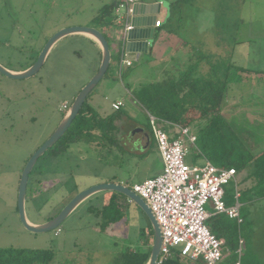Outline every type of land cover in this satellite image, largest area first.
Here are the masks:
<instances>
[{"label": "rangeland", "instance_id": "1", "mask_svg": "<svg viewBox=\"0 0 264 264\" xmlns=\"http://www.w3.org/2000/svg\"><path fill=\"white\" fill-rule=\"evenodd\" d=\"M113 1L0 0V63L9 69L25 68V57L37 59L47 38L49 40L58 31L77 26L99 28L108 39L112 60L88 103L99 105L97 110L103 114L111 112L113 101L121 99L125 104L122 110L146 130V114L132 94L140 84L161 81L169 72L173 74L177 68L183 69L187 61L185 50L195 48L222 64H235L264 74V0H152L162 2L163 11L169 7L174 13L166 32L161 35L157 32L151 43L154 45L157 40L164 46L159 52L157 46L153 51L159 54L158 59L144 55L132 67L124 68L121 75L117 39L109 37L104 27L113 25L114 17H103L102 13ZM125 14L126 11L121 10L120 17L124 18ZM101 56L102 51L90 42L79 35H70L55 44L43 68L34 77L17 81L0 75V248L52 249L57 256L52 264L69 259H81L84 261L81 264H112L127 247L145 249V239H139L148 221L133 202L126 209L125 219L106 230L101 229V219L89 211L91 206L103 207L109 194L83 202L55 231L31 233L19 217V184L28 160L57 130L68 112L63 111V105L71 108L80 91L96 75L102 63ZM239 79L234 84L230 101L233 106L241 100L247 104L251 102L253 109L249 111H257V115L254 114L255 119L246 117L244 108L236 106L233 109L232 105L227 111L232 110L236 117V127L246 129L240 135L257 152L253 144L256 136L264 139V113L259 112L264 110V80L255 74H241ZM128 123L122 133L126 141L128 134H134L135 126ZM193 149L190 148L186 157L190 165L194 164ZM125 153L122 151V160L109 148L83 142L70 145L57 164L59 168L72 171L64 188L43 185L34 190L31 186L35 175L31 176L26 201L28 219L34 224L46 223L55 213L56 205L72 189L80 193L120 177L128 180L125 182L128 187L138 183V177L144 176L149 163L135 162ZM51 162L49 158L40 159L35 172L41 168L43 175L39 176L47 178L46 170L52 166ZM234 186L231 182L226 189ZM241 204L246 221L251 223L246 243L255 245L256 253L264 257V199Z\"/></svg>", "mask_w": 264, "mask_h": 264}, {"label": "trees", "instance_id": "2", "mask_svg": "<svg viewBox=\"0 0 264 264\" xmlns=\"http://www.w3.org/2000/svg\"><path fill=\"white\" fill-rule=\"evenodd\" d=\"M118 5L119 0H115L105 7L102 11L103 17L113 19ZM173 16L174 13L171 11L160 30L168 29ZM185 53L187 61L183 69L177 68L175 73L161 81L141 84L132 94L134 101L147 116L151 114L169 125L174 124L190 129V132L197 137L196 147L193 149L194 164L210 162L220 169H236L237 186L226 189L227 205L234 204L236 189L240 193L242 203L264 199V152L254 154L241 137L239 126L236 127L238 124L229 122L222 114L223 106L231 95L234 84L241 80L239 79L241 74H255L263 80L264 74L238 67L235 64H222L195 48L186 50ZM90 98L91 95L88 100ZM88 100L67 133L42 159L59 160L66 155L70 145L81 142L109 149L116 147L121 150L119 134L123 133V119L127 114L119 110L103 117L88 103ZM189 114L193 117L188 118ZM147 131L152 134L149 121ZM38 163L31 174V176L35 175L31 187L35 183H42L37 179V174L43 173L40 171L41 168L35 172ZM77 194L79 192L72 189L63 197L56 205L55 213L48 217V221L55 218ZM108 194L110 196L107 199L102 198L103 207L91 206L89 208L91 213L101 219L102 230L111 228L114 224L124 220L126 209L131 204L129 199L120 193L107 192L102 195ZM241 215L244 219L242 225H238L235 220L225 215H216L207 221V226L219 239L225 240V253L227 254L225 264L237 260L236 250L239 247L240 238L244 240L242 264H264V257L256 253L255 245L246 243L250 236L248 231L251 230V223L246 221L242 207ZM145 218L148 221V227L142 230L139 239H145V249L127 247L114 259L112 264L148 263L154 232L150 221L146 216ZM56 257V252L52 249L0 248V264H52ZM83 262L81 259H74V261L69 259L59 264H81ZM164 264H187V262L175 255Z\"/></svg>", "mask_w": 264, "mask_h": 264}, {"label": "built area", "instance_id": "3", "mask_svg": "<svg viewBox=\"0 0 264 264\" xmlns=\"http://www.w3.org/2000/svg\"><path fill=\"white\" fill-rule=\"evenodd\" d=\"M141 0H119L114 13L112 37L117 39L121 54L120 75L124 68L132 67L141 58V52H128V34L134 29L131 19L135 6ZM125 10V17H120ZM164 19L156 16L154 28H161ZM135 57L132 59L131 56ZM124 102L112 105L119 111ZM68 111V104L63 105ZM152 134L163 162V171L157 177L130 187L140 196L153 212L162 234V246L157 264H164L175 255L185 260L200 261L203 264H225L227 254L225 240L219 239L207 226V221L216 215H225L242 225V204L236 189L234 204L225 201L226 186L234 182L237 186V171L234 168L220 169L210 162L203 165L187 164L190 148L196 147L197 137L187 127H176V137L171 138L163 123L148 114ZM130 203H132L129 200ZM244 240L240 238L236 250L238 258L230 264H242Z\"/></svg>", "mask_w": 264, "mask_h": 264}, {"label": "water", "instance_id": "4", "mask_svg": "<svg viewBox=\"0 0 264 264\" xmlns=\"http://www.w3.org/2000/svg\"><path fill=\"white\" fill-rule=\"evenodd\" d=\"M162 5L163 3L160 2L152 5L139 4L135 6L133 17L131 19L134 29L129 32L128 42L126 45V49L128 52L146 53L148 51L150 41H152L155 37L156 29L154 28V24L156 21V16L160 12V8ZM77 34L90 36L98 43L102 51V63L96 75L75 98L71 108L68 109V112L64 116L62 122L60 123L54 134H52V136L28 160L22 172L18 191V212L20 220L25 229L34 234H43L55 231L83 202L87 201L93 196L107 192L120 193L126 196L135 205H137L150 221L154 232V241L150 258L147 264H157V259L159 257L162 246V234L160 226L147 203L135 192H133L130 187L123 184L102 183L80 192L62 209V211L55 218L47 221L46 223L34 224L27 217V191L30 176L34 168L36 167L39 160L42 159V157L67 133L91 93L106 76L112 60L111 50L108 39L98 28L77 26L64 28L55 33L47 41L36 62L29 69L23 72H14L0 63V75L17 81L30 79L41 71L51 49L59 40L64 37ZM144 134L147 133L144 132Z\"/></svg>", "mask_w": 264, "mask_h": 264}, {"label": "crops", "instance_id": "5", "mask_svg": "<svg viewBox=\"0 0 264 264\" xmlns=\"http://www.w3.org/2000/svg\"><path fill=\"white\" fill-rule=\"evenodd\" d=\"M141 4H146V5H152V4H156V3H158V2H154V1H152V0H150V1H148V2H144L143 0H141ZM157 15H159L160 16V18H162V19H164V23L167 21V18L169 17V15H170V10H169V7H168V9H166L165 11H163V9H162V6H161V8H160V12L157 14ZM103 24H105V23H103ZM104 27H107V32H108V34H109V37L111 36V38H113L112 37V28L111 27H113V25H111V24H106ZM99 29V28H98ZM161 28H157L156 29V32H155V37H156V35H157V32H159V35H161V33L162 32H166V30H160ZM100 30V29H99ZM77 35H79V37H82L83 39H85V40H87L88 42H90L98 51H101V49H100V47H99V45H98V43L93 39V38H91L90 36H87V35H82V34H77ZM154 37V38H155ZM115 39V38H114ZM47 40H48V38H47ZM47 40H46V43H47ZM154 40V39H153ZM152 40V41H153ZM152 41H150V44H149V48H148V51L146 52V53H142V55H141V58H140V60L144 57V55H151V56H155L157 59H158V57L157 56H159V54H157V53H155V54H153V51L155 50V48H156V46H157V52H159L160 50H161V48L164 46H161V45H159L158 43H157V40H156V42L154 43V45L153 44H151L152 43ZM163 44V43H162ZM150 45H152V47L150 46ZM117 46H118V43H117ZM116 46V47H117ZM154 46V47H153ZM183 51V50H182ZM186 51V50H185ZM184 52V51H183ZM185 54L186 53H184V56H185ZM135 56L134 55H132L131 56V58L133 59ZM181 57H179L178 59H180ZM101 61H102V56H101ZM36 62V59H34V57H32V56H27V57H25V61H24V63H25V65H27L25 68H20V69H10V70H12V71H14V72H23V71H25V70H27V69H29L34 63ZM9 69V68H8ZM173 73V72H172ZM171 73L169 72V75H170ZM141 85V84H140ZM140 85H138V86H140ZM231 96H232V94L228 97V99H227V102L225 103V105L223 106V110H222V114L224 115V117L225 118H227V120L229 121V122H234V123H237V119H235L236 117L233 115V112H232V110H231V112H229V111H227L228 109V107L230 106V105H232V108L234 109L236 106L237 107H242V108H244V110L246 111L245 112V114H244V111H242V112H240V114L242 115V114H244L246 117H252L253 119H255V116H254V114H256L257 113V111H253V112H251V111H249L250 109L249 108H252L251 107V105H252V103L251 102H249L248 104L247 103H245L243 100H241L240 101V104H235L234 106H233V102H231L230 101V99H231ZM120 101H122L123 102V100H121V99H119V100H116V101H113V103H112V105L114 104V103H116V102H120ZM92 107H94L96 110H97V108H99V105L98 106H94V105H92V104H90ZM101 107V106H100ZM125 107V104H124V106L122 107V108H124ZM122 108L120 109V110H122ZM111 112H105L104 111V113L103 114H101V113H99V111L97 110V112L99 113V115H101V116H103V117H106V116H108V115H110L111 113H113V112H115V110L112 108V106H111ZM253 109V108H252ZM226 111H227V113H226ZM259 112H263L264 113V110L262 111H259ZM251 114H253V115H251ZM257 115V114H256ZM146 117H148L147 115H146ZM147 121H149V119L147 120ZM126 122H129L130 124H133V125H135L134 126V130H133V133L134 134H128V137H127V141H126V139H124V135L125 134H119V139H120V141H121V150L120 149H118V148H116V147H113L111 150H113L114 151V155H116L115 157L116 158H119V156H121V158L120 159H124V157H123V155H122V151H125L126 153L125 154H128L130 157L129 158H131V159H134L135 160V162L136 161H139V160H143V161H145V162H148L149 164V166H147V168H146V171L147 172H145V174H144V176L141 178V177H138V183H142V182H144V181H146V180H148V179H151V178H154V177H157L158 175H160L161 173H162V171H163V162H162V158H161V155H160V153H159V151H158V147H157V143H156V140H155V138H154V136H153V134H149V132L144 128V127H142L140 124H138V123H136L135 122V120L134 119H132V118H130L129 116H128V114H127V116H125L124 117V119H123V124H122V130L124 131L125 129H124V125H125V123ZM162 123H163V126L165 127V129L167 130V131H169V132H171V138H173V137H176V134H175V132H176V130H175V128L176 127H174V126H179V125H174V124H167V123H165V122H163V121H161ZM128 123V124H129ZM264 128V127H263ZM239 129V131H240V133L241 132H245V130L246 129H243V128H238ZM143 130V131H142ZM263 131H264V129H263ZM132 132V131H131ZM144 132L145 133H147V134H144ZM256 139H257V141H255V143L253 142V144H254V146L258 149L257 150V152H254L253 151V149H252V147H250V149L252 150V152L254 153V154H261L262 152H264V139L263 138H259L258 136H256ZM117 151V152H116ZM85 160V159H84ZM51 163H52V166L50 167V168H48L47 170H46V172L48 173V174H46V176L48 175V177L47 178H42V175H43V173H42V175L41 176H39V174H37V179H39V180H41L42 181V183L41 184H38V183H35L34 185H33V187H34V190L35 189H39V187H41V186H43V185H47V186H49L50 187V185L51 186H54V188H64L65 187V185H67V183L69 182V178H71L72 177V171L71 170H69V169H62V167L61 168H59L58 166H57V164L59 163V161H61V160H52L51 159ZM153 162V163H152ZM152 164V165H151ZM69 168V167H68ZM40 171H42L43 172V170L41 169ZM126 181H128L125 177H120L119 179H116V180H113V181H107L106 183H117V184H123V185H125L126 186V184H125V182ZM127 183V182H126ZM137 183V182H136ZM135 183V184H136ZM36 190V191H37ZM103 194V193H102ZM98 195H100V194H98ZM97 196V195H96ZM93 197H95V196H93ZM92 197V198H93ZM89 200V199H88ZM80 230V229H79ZM78 245H75V249H79V247H77ZM79 251V250H78ZM186 262H187V264H203L202 262H200V261H196V262H194V261H190V260H186Z\"/></svg>", "mask_w": 264, "mask_h": 264}]
</instances>
